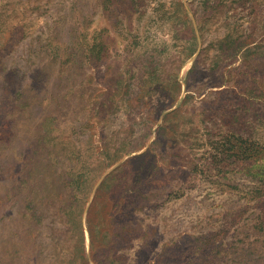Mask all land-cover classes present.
<instances>
[{"label":"rangeland","instance_id":"1","mask_svg":"<svg viewBox=\"0 0 264 264\" xmlns=\"http://www.w3.org/2000/svg\"><path fill=\"white\" fill-rule=\"evenodd\" d=\"M0 264H264V0H0Z\"/></svg>","mask_w":264,"mask_h":264},{"label":"trees","instance_id":"2","mask_svg":"<svg viewBox=\"0 0 264 264\" xmlns=\"http://www.w3.org/2000/svg\"><path fill=\"white\" fill-rule=\"evenodd\" d=\"M93 240V239H92Z\"/></svg>","mask_w":264,"mask_h":264}]
</instances>
